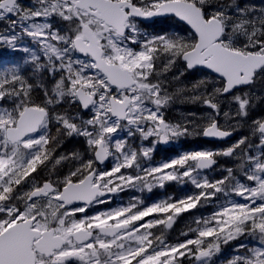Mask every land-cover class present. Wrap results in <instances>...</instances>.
Segmentation results:
<instances>
[{"label":"snow or ice","instance_id":"1","mask_svg":"<svg viewBox=\"0 0 264 264\" xmlns=\"http://www.w3.org/2000/svg\"><path fill=\"white\" fill-rule=\"evenodd\" d=\"M0 49L23 54L0 57V264H264V6L0 0ZM193 135L235 139L154 161ZM168 183L185 194L89 211Z\"/></svg>","mask_w":264,"mask_h":264},{"label":"trees","instance_id":"2","mask_svg":"<svg viewBox=\"0 0 264 264\" xmlns=\"http://www.w3.org/2000/svg\"><path fill=\"white\" fill-rule=\"evenodd\" d=\"M23 2L26 4L25 0H23ZM248 3L252 6H255V7L262 6V0H248ZM4 50H5L4 54L9 52L6 49H4ZM12 58H17L16 61H20L21 63H23V60L21 59L20 53H13ZM191 79H192V77L190 76L189 80H191ZM192 110L197 111V112L200 111V109L196 108V106L187 104V113L189 111H192ZM262 113H264L263 107H258L253 112L252 115L256 118H261ZM74 146H82V145H74V144H68L67 145L68 148H72ZM209 146L210 145H208V142L205 140L196 141V139H185L184 145L182 148H183L184 152H191V151L197 150L198 148L199 149H201V148L208 149V148H210ZM154 161L157 163L162 162V160H158L156 158H154ZM218 174H219V172L213 173L212 175H218ZM184 194H185V189L176 183H168L165 185L164 188H159V187L153 188L151 192H149L147 190L139 191L136 189H127L123 192H120L118 197L113 199V201L115 203L112 205H109L107 208L118 207L119 204H121V203L127 205L129 202H134L136 198H139L143 202V206H149L152 203L158 202V201L163 200L167 197H173V196L174 197H180ZM212 210H213L212 207H206V208L198 209L195 211H196V215L199 216L201 213H203L204 215H208L211 213ZM192 216H193L192 213H186L177 219V222L174 225L173 229L170 230V232L168 233L169 239L171 241L175 242V240L177 238L184 239L183 236H180V233L182 231L187 230V226L192 222ZM233 243H238V241L233 242ZM231 254H232L231 253V245H229L224 249L223 255H231Z\"/></svg>","mask_w":264,"mask_h":264},{"label":"flooded vegetation","instance_id":"3","mask_svg":"<svg viewBox=\"0 0 264 264\" xmlns=\"http://www.w3.org/2000/svg\"><path fill=\"white\" fill-rule=\"evenodd\" d=\"M26 4L30 2V0H25ZM262 6H264V0H262ZM157 22L153 23L152 21L150 22H144L146 25H149V27H147L145 30L148 32H159L164 28L169 27V25H171L172 21L167 19V18H156ZM159 21H166L165 23H160ZM13 55V53H11ZM20 55L22 56L23 54L20 53ZM193 74H189V77H192ZM198 75V73H197ZM264 110V107H263ZM187 115V104L185 103H177L174 108L172 110L169 111L168 113V117L174 121L177 120H181L184 119ZM185 139H196V141H202L205 140L208 142V145H210L208 149L206 150H219L221 148H226L234 139L235 137H232L230 140L228 141H224V142H220V141H210L205 139L202 136H187V137H181L177 140H174L168 144H157L155 146V151L153 154V158H156L158 160H168L170 158H174L182 153H185L183 150V145H184V141ZM139 143V142H138ZM145 145H147V142H144ZM203 149V148H201ZM201 149H197V150H201ZM195 151V150H194ZM222 162H227L226 158H221ZM120 194V192L116 195V196H111V202L110 204H105V205H96L95 207L90 208V212H95L97 209L99 210H105L107 209V207L109 205L114 204L115 202L113 201L114 198H117L118 195Z\"/></svg>","mask_w":264,"mask_h":264},{"label":"rangeland","instance_id":"4","mask_svg":"<svg viewBox=\"0 0 264 264\" xmlns=\"http://www.w3.org/2000/svg\"><path fill=\"white\" fill-rule=\"evenodd\" d=\"M5 50L4 49H0V57H2L4 60H7V61H16L17 58H12L13 55L11 54L12 52H7L6 54H4ZM8 58V59H7ZM166 161V160H164ZM162 161V162H164ZM160 162V163H162ZM119 206H125V204H119Z\"/></svg>","mask_w":264,"mask_h":264},{"label":"water","instance_id":"5","mask_svg":"<svg viewBox=\"0 0 264 264\" xmlns=\"http://www.w3.org/2000/svg\"><path fill=\"white\" fill-rule=\"evenodd\" d=\"M146 22H150V21H146ZM232 138V137H231ZM231 138H229L228 140H230ZM207 140H210V141H220V142H224V141H228V140H213V139H208V138H205ZM118 193L116 194H113L112 196H116Z\"/></svg>","mask_w":264,"mask_h":264}]
</instances>
